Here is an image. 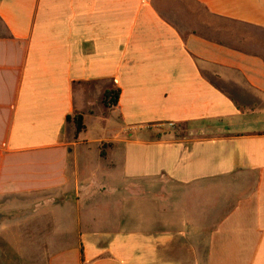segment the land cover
<instances>
[{
    "label": "crops",
    "instance_id": "0c3cea01",
    "mask_svg": "<svg viewBox=\"0 0 264 264\" xmlns=\"http://www.w3.org/2000/svg\"><path fill=\"white\" fill-rule=\"evenodd\" d=\"M11 230L44 264H264V0H0V264Z\"/></svg>",
    "mask_w": 264,
    "mask_h": 264
},
{
    "label": "rangeland",
    "instance_id": "374dc122",
    "mask_svg": "<svg viewBox=\"0 0 264 264\" xmlns=\"http://www.w3.org/2000/svg\"><path fill=\"white\" fill-rule=\"evenodd\" d=\"M88 134L87 137L89 140H95L99 137L100 133L98 132L100 125L102 124L96 120L88 121ZM171 129L172 133H177L176 125L168 126ZM101 128V127H100ZM177 130V131H176ZM180 133V131H178ZM13 203V202H12ZM8 218L13 219V216H8ZM15 218V217H14ZM26 222V220H25ZM24 222V225L27 228H30V223ZM13 224V223H12ZM11 229L14 225H10ZM27 231H25V234ZM6 243L4 248H2V256L1 260L2 264H44V254L49 248L45 247H34L28 245V241L25 240L26 236L23 235L21 237V233L19 231L11 230L6 233ZM15 238L16 241H15ZM21 239V240H20Z\"/></svg>",
    "mask_w": 264,
    "mask_h": 264
},
{
    "label": "trees",
    "instance_id": "16d2710c",
    "mask_svg": "<svg viewBox=\"0 0 264 264\" xmlns=\"http://www.w3.org/2000/svg\"><path fill=\"white\" fill-rule=\"evenodd\" d=\"M120 95H121V90L119 88L112 87L111 89L107 90L104 93V95L102 97V104L107 109H112L118 105ZM67 121L69 123H73L75 125V127H76V131H75L76 139L86 129V127L84 125V117L80 113H77L73 116L68 117ZM176 136L177 137L181 136L178 131L176 133Z\"/></svg>",
    "mask_w": 264,
    "mask_h": 264
},
{
    "label": "built area",
    "instance_id": "2783aa9c",
    "mask_svg": "<svg viewBox=\"0 0 264 264\" xmlns=\"http://www.w3.org/2000/svg\"><path fill=\"white\" fill-rule=\"evenodd\" d=\"M173 124H171L170 126H172Z\"/></svg>",
    "mask_w": 264,
    "mask_h": 264
}]
</instances>
